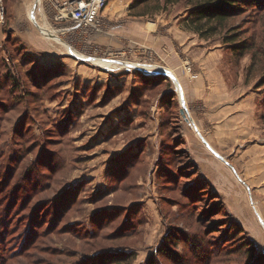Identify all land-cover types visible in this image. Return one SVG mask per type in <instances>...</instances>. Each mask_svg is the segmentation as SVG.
Masks as SVG:
<instances>
[{
    "label": "rangeland",
    "instance_id": "rangeland-1",
    "mask_svg": "<svg viewBox=\"0 0 264 264\" xmlns=\"http://www.w3.org/2000/svg\"><path fill=\"white\" fill-rule=\"evenodd\" d=\"M21 1L0 25V264L264 255V182L243 179L264 150V9L246 3L203 38L185 3L134 0L92 43L60 33L70 24L47 21L45 0H30L37 28L13 12ZM231 29L239 40L225 43Z\"/></svg>",
    "mask_w": 264,
    "mask_h": 264
},
{
    "label": "trees",
    "instance_id": "trees-1",
    "mask_svg": "<svg viewBox=\"0 0 264 264\" xmlns=\"http://www.w3.org/2000/svg\"><path fill=\"white\" fill-rule=\"evenodd\" d=\"M150 1L151 0H139L138 3L148 4ZM249 2H253L257 8L264 9V0H163V6L169 7L185 3L186 7H188V10L190 11V15L187 19L188 25L195 33L204 38L216 35L220 29L224 28L228 20L232 19L237 13L241 12V10H243L246 6V3ZM232 30L233 29L229 31L230 35L226 37L225 43H234L239 40L237 32ZM235 46L236 49L243 48V50H245L248 48L244 47L245 45L240 46L237 44ZM263 85L264 80L261 82L260 86ZM131 255L119 252L117 255L112 256L109 260L105 257L101 258L100 264H104L106 262H114L113 264H125L127 261L126 258H129ZM251 259V264H253V262L254 264H264V255L256 254L255 249L254 253L251 254ZM148 264H155V262L150 261Z\"/></svg>",
    "mask_w": 264,
    "mask_h": 264
},
{
    "label": "crops",
    "instance_id": "crops-1",
    "mask_svg": "<svg viewBox=\"0 0 264 264\" xmlns=\"http://www.w3.org/2000/svg\"><path fill=\"white\" fill-rule=\"evenodd\" d=\"M7 2H9V3H12L13 2V0H7ZM45 2H46V4H47V7H48V10H47V8H46V6L45 7H43L44 9L42 10V12H45V15H46V18H47V21L48 20H50L51 22H54L53 24H54V26H56L57 25V27H58V25H60L58 22H56L55 20H54V15H53V12H51V10H49V4L47 3V1L45 0ZM134 2V0H111L110 1V3L108 4V6L104 9V11L102 12V14H101V17L104 19L103 21L105 22L106 21V23H111V20L113 21V22H118L119 21V19L121 18V17H123L124 16V14H126V13H129L130 12V6H131V4ZM30 0H22L20 3H19V5L21 6V9L20 10H17V6L16 7H14L13 8V12L15 13L16 12V15H21L22 17H24V18H28L29 17V15H30V13L32 12V13H34L35 14V17H36V9L35 8H33V9H31L30 10V8H29V6H30ZM37 8V7H36ZM40 12V13H39ZM38 13L39 14H41L42 12H41V9H40V11H39ZM42 16V15H41ZM31 17H32V14H31ZM37 17H38V14H37ZM32 19V18H31ZM33 21V20H32ZM37 22V21H36ZM38 23V25H39V23L40 22H37ZM65 24H68V23H65ZM61 27L63 26L62 24L60 25ZM1 27V26H0ZM12 30H14L15 31V29H13V28H11ZM63 29V30H62ZM61 30H60V33H62V34H67L66 33V31L64 30L65 29V27L64 28H62ZM53 30V29H52ZM54 30H56L55 28H54ZM57 31H59V30H57ZM16 33H17V31H15ZM23 33V35H20L19 33H17V37L18 36H20L19 37V39H20V41L22 42V41H24V40H26V38L27 37H29V35H32V34H35V32H34V30H33V28L32 27H27V29H24V31L22 32ZM116 33V32H115ZM69 35H73L71 32L70 33H68ZM76 35H78V33H75L73 36H75L76 37ZM27 36V37H26ZM112 36H114V35H112ZM95 37V36H94ZM93 36L92 37H90L89 39V41H91L92 43H95L97 40L99 41V39L98 38H94ZM102 39H104V40H109V39H105V38H108V37H104V36H102L101 37ZM116 39L115 38H112V40H110V41H115ZM102 42V41H101ZM24 43V42H23ZM102 44H107V43H105V42H102ZM114 44V46H117L115 43H113ZM27 48H28V46H27ZM116 49H118L119 47H115ZM45 52V51H44ZM46 54H48V53H46ZM45 59V58H44ZM46 59L47 60H50L51 58H49V56H47L46 57ZM202 85H203V83H202V81H197L196 82V84L193 86H191L192 88H194V89H192V88H190L192 91H193V93L196 95V96H199V91H201V93H202V89H203V87H202ZM200 93V94H201ZM217 133H218V135L220 134V133H224L223 131H217ZM223 137L224 138H226V136H225V134L223 135ZM209 145H211V147H212V149L214 150V151H216L218 154H219V152H218V148H216V144H215V141H213V140H211V144H209ZM264 149V148H263ZM256 150H258L257 148H254L253 150H252V153L253 152H256L257 154L259 153V151H256ZM248 155H251V153L250 152H248L247 154H246V156H248ZM260 156L261 157H256V161L258 162H260V166H259V168L256 170V171H251L250 169H249V167L246 169L247 171V173H246V175H243L244 177H243V179H244V181L246 182V183H248L250 186H253V187H255V186H257V185H259V184H261V183H263L264 182V150H262V153L260 154ZM251 160H255V158L254 157H252V159ZM262 163V164H261ZM250 173V174H249ZM251 174L253 175V176H251ZM215 177H216V175H215ZM215 177H214V179H213V182H216L217 183V181L215 180ZM242 178V177H241ZM217 185L219 186V190L221 189L220 188V186L222 185V184H218L217 183ZM213 188H215V187H213ZM226 191V192H225ZM257 191V190H256ZM226 195H229L228 194V189L226 188V190H224L223 191ZM263 192H264V188H263ZM231 194V193H230ZM261 215H262V217L264 218V212H262L261 213ZM262 220V219H261ZM263 221H264V219H263ZM262 224H263V222H262ZM264 225V224H263Z\"/></svg>",
    "mask_w": 264,
    "mask_h": 264
},
{
    "label": "built area",
    "instance_id": "built-area-1",
    "mask_svg": "<svg viewBox=\"0 0 264 264\" xmlns=\"http://www.w3.org/2000/svg\"><path fill=\"white\" fill-rule=\"evenodd\" d=\"M46 1L49 4L51 12H53L56 22L70 24V28L64 29L66 32L75 34L78 31H82V34L88 39L100 31L102 26L101 14L111 0ZM7 12L6 0H0V25L5 23Z\"/></svg>",
    "mask_w": 264,
    "mask_h": 264
},
{
    "label": "water",
    "instance_id": "water-1",
    "mask_svg": "<svg viewBox=\"0 0 264 264\" xmlns=\"http://www.w3.org/2000/svg\"><path fill=\"white\" fill-rule=\"evenodd\" d=\"M36 7H37V5H36ZM36 7H34L35 9H36ZM32 20H33V22H34V24L36 25V27L37 28H40L39 27V25H38V23L36 22V17H35V14L34 13H32ZM166 74H168V73H166ZM169 75V74H168ZM170 76V75H169ZM171 77V76H170ZM181 99H182V109L180 110V114L184 117V119H186V107H185V105H184V96H183V94H182V96H181ZM204 143L209 147V149L210 150H212V152L215 154V155H217L218 156V158H220L221 160H223V157H221L216 151H214L213 149H212V147L207 143V142H205L204 141Z\"/></svg>",
    "mask_w": 264,
    "mask_h": 264
},
{
    "label": "bare ground",
    "instance_id": "bare-ground-1",
    "mask_svg": "<svg viewBox=\"0 0 264 264\" xmlns=\"http://www.w3.org/2000/svg\"><path fill=\"white\" fill-rule=\"evenodd\" d=\"M45 30V33L49 36V37H54V33L53 32H51V31H48L49 29H44ZM47 30V31H46ZM68 48H70L69 46H68ZM77 56H80L79 54H77ZM177 77V76H176ZM180 82V81H179Z\"/></svg>",
    "mask_w": 264,
    "mask_h": 264
}]
</instances>
